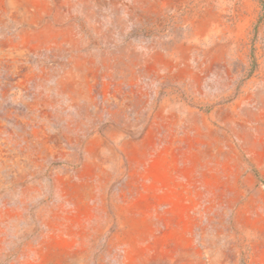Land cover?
Here are the masks:
<instances>
[{
    "label": "rangeland",
    "instance_id": "1",
    "mask_svg": "<svg viewBox=\"0 0 264 264\" xmlns=\"http://www.w3.org/2000/svg\"><path fill=\"white\" fill-rule=\"evenodd\" d=\"M0 264H264V0H0Z\"/></svg>",
    "mask_w": 264,
    "mask_h": 264
}]
</instances>
